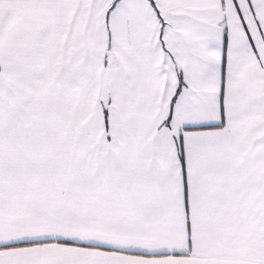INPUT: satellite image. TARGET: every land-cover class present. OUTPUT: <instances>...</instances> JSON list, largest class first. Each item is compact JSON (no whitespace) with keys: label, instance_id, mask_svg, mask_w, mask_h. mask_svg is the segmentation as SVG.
I'll return each mask as SVG.
<instances>
[{"label":"snow or ice","instance_id":"1","mask_svg":"<svg viewBox=\"0 0 264 264\" xmlns=\"http://www.w3.org/2000/svg\"><path fill=\"white\" fill-rule=\"evenodd\" d=\"M0 264H264V0H0Z\"/></svg>","mask_w":264,"mask_h":264}]
</instances>
